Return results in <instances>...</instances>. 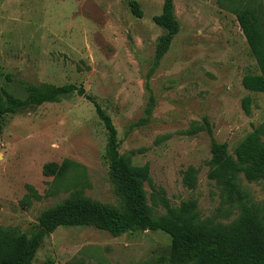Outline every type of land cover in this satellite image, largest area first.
<instances>
[{"label":"rangeland","instance_id":"374dc122","mask_svg":"<svg viewBox=\"0 0 264 264\" xmlns=\"http://www.w3.org/2000/svg\"><path fill=\"white\" fill-rule=\"evenodd\" d=\"M130 1L0 0V86L20 98L42 83L82 87L111 117L119 155L149 163L143 189L155 215L164 208L154 192L163 190L174 207L194 202L198 223L228 224L246 210L264 217V179L237 176L242 205L225 202L228 191L208 177L207 129L230 154L254 130L264 142V92L241 84L259 69L231 11L253 8L264 29V0H173L180 30L165 52L159 42L166 30L153 20L164 0H134L140 18ZM0 124V240L32 237L39 213L64 200L124 210L107 130L85 97L72 91L6 114ZM63 160L78 166L55 180L43 174L45 163ZM188 166L196 169L193 189L181 181ZM170 245L161 230L115 237L88 225L60 226L42 238L31 264H169Z\"/></svg>","mask_w":264,"mask_h":264},{"label":"trees","instance_id":"16d2710c","mask_svg":"<svg viewBox=\"0 0 264 264\" xmlns=\"http://www.w3.org/2000/svg\"><path fill=\"white\" fill-rule=\"evenodd\" d=\"M130 8L136 17H142L139 4L132 0ZM236 16L240 30L245 37L259 73H247L241 79L242 86L251 92H264V29L256 10L249 6L231 10ZM154 22L166 32L159 42V50L165 52L180 26L174 16L173 0H164L161 12ZM10 80V76H6ZM76 91L94 106L97 117L103 122L108 134L107 154L111 163L110 171L117 191L125 198V208L121 212L114 206L89 199H69L58 202L38 215L36 232L27 238L23 233L0 240V264H31L32 258L42 238L60 226L88 225L105 231L112 236H120L136 229L161 230L171 237L169 264H264V217L246 210L234 221L223 224L212 219L198 223L194 202H181L180 206L170 204L163 190L154 192L156 204L164 212L155 215L145 203L144 181H150L149 163L131 164L129 158L118 153L117 131L111 117L95 99L86 94L82 87L73 84L56 86L53 84L32 85L24 98L14 96L0 86V119L6 114H14L28 105L52 102L60 95ZM251 100L247 96L242 101L246 113L250 111ZM211 158L208 161V177L228 191L225 202H239L244 194L240 191L237 176L242 174L249 181L264 179V142L258 130L250 133L230 154L225 143L217 142L210 126ZM1 130V124H0ZM69 166L78 164L63 160L60 164L48 162L43 165V174L63 176ZM182 184L195 188L196 169L188 166L182 171ZM30 191L33 189L30 187ZM33 192V191H32ZM245 208V206H244ZM244 210V209H243Z\"/></svg>","mask_w":264,"mask_h":264}]
</instances>
